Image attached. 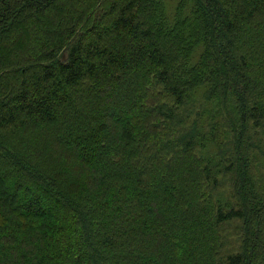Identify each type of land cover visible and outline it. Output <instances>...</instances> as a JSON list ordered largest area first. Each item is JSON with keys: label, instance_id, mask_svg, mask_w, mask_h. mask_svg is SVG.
Wrapping results in <instances>:
<instances>
[{"label": "trees", "instance_id": "16d2710c", "mask_svg": "<svg viewBox=\"0 0 264 264\" xmlns=\"http://www.w3.org/2000/svg\"><path fill=\"white\" fill-rule=\"evenodd\" d=\"M0 264H264V0H0Z\"/></svg>", "mask_w": 264, "mask_h": 264}, {"label": "rangeland", "instance_id": "374dc122", "mask_svg": "<svg viewBox=\"0 0 264 264\" xmlns=\"http://www.w3.org/2000/svg\"><path fill=\"white\" fill-rule=\"evenodd\" d=\"M151 90H152V88H151ZM83 111H84V112H86V111H88V110H86V109H83Z\"/></svg>", "mask_w": 264, "mask_h": 264}]
</instances>
